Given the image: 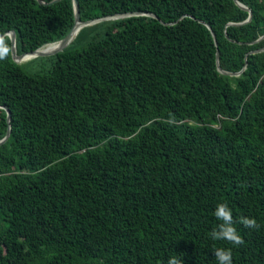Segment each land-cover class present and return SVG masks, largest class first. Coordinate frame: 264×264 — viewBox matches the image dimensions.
Listing matches in <instances>:
<instances>
[{"label":"trees","instance_id":"trees-1","mask_svg":"<svg viewBox=\"0 0 264 264\" xmlns=\"http://www.w3.org/2000/svg\"><path fill=\"white\" fill-rule=\"evenodd\" d=\"M42 1L0 0V264H264V0H77L155 18L16 62L10 31L22 55L74 24ZM220 203L244 244L211 238Z\"/></svg>","mask_w":264,"mask_h":264},{"label":"water","instance_id":"water-1","mask_svg":"<svg viewBox=\"0 0 264 264\" xmlns=\"http://www.w3.org/2000/svg\"><path fill=\"white\" fill-rule=\"evenodd\" d=\"M39 4L41 5H48V3L42 1V0H37ZM60 0H52L49 4H52V3H56ZM72 3H73V11H74V16H75V21H74V24L71 28V30L69 31V33L63 38L61 39L60 41L58 42H55L53 44H50L48 45L47 47L49 46H52V45H55L56 48L52 49V50H49V51H45V49H38L34 52H29V53H25V54H22V55H18L16 53V41H15V32L14 31H10L8 33L10 39H11V43H12V57L13 59L16 61V62H20L22 60H25L29 57H34V56H47V55H52V54H55L59 51H62L64 48H66L72 41L73 39L75 38V36L77 35V33L83 28V27H86V26H90V25H94L98 22H101V21H105V20H115V19H119V18H124V17H128V16H150V17H153L155 18V15H153L152 13H146V12H134V13H118V14H114V15H109V16H104V17H100V18H96V19H93V20H89V21H86V22H83L80 20V9H79V3L77 0H72ZM236 3L244 8L245 10H247L249 12V17L248 19L246 20V22H248L250 19H251V10L248 9L247 7L241 5L238 1H236ZM212 35H213V38H215V35L213 34L212 32ZM2 36H0L1 38ZM263 37H261L260 39H263ZM260 51H264V48L261 49V50H258L257 52H260ZM218 64V63H217ZM218 70L222 73V74H229V75H238L240 73H231V72H226L224 70H222L221 68L218 67ZM5 108V110L7 111V123H8V130H7V133H6V136L0 140V145L3 144L9 137L10 135V131H11V128H10V121H11V113L10 111L6 108V107H3Z\"/></svg>","mask_w":264,"mask_h":264},{"label":"clouds","instance_id":"clouds-1","mask_svg":"<svg viewBox=\"0 0 264 264\" xmlns=\"http://www.w3.org/2000/svg\"><path fill=\"white\" fill-rule=\"evenodd\" d=\"M0 58H2V45H0ZM214 215L221 223L218 226V230H213L211 233L213 240L227 241L236 246L244 244L242 236L234 226L236 222L233 219L232 211L227 203L218 204ZM239 222L250 229H258L260 227L254 218L241 217ZM214 254L218 264H232L231 249L216 248ZM167 264H183V261L179 257L173 256L169 258Z\"/></svg>","mask_w":264,"mask_h":264},{"label":"bare ground","instance_id":"bare-ground-1","mask_svg":"<svg viewBox=\"0 0 264 264\" xmlns=\"http://www.w3.org/2000/svg\"><path fill=\"white\" fill-rule=\"evenodd\" d=\"M50 47H56V46L55 45H52V46L45 47V48H42V49H45V51H49V50H52V49H49Z\"/></svg>","mask_w":264,"mask_h":264},{"label":"rangeland","instance_id":"rangeland-1","mask_svg":"<svg viewBox=\"0 0 264 264\" xmlns=\"http://www.w3.org/2000/svg\"><path fill=\"white\" fill-rule=\"evenodd\" d=\"M54 48H56V47H50L49 49H54Z\"/></svg>","mask_w":264,"mask_h":264}]
</instances>
